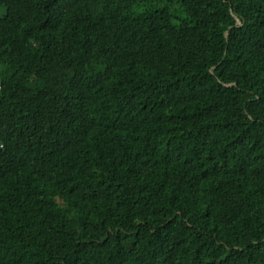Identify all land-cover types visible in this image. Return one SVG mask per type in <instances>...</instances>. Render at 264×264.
<instances>
[{"label": "trees", "instance_id": "trees-1", "mask_svg": "<svg viewBox=\"0 0 264 264\" xmlns=\"http://www.w3.org/2000/svg\"><path fill=\"white\" fill-rule=\"evenodd\" d=\"M1 7L0 264H264V0Z\"/></svg>", "mask_w": 264, "mask_h": 264}, {"label": "rangeland", "instance_id": "rangeland-1", "mask_svg": "<svg viewBox=\"0 0 264 264\" xmlns=\"http://www.w3.org/2000/svg\"><path fill=\"white\" fill-rule=\"evenodd\" d=\"M5 12H6L5 8L1 7L0 8V17H3L5 15ZM58 202H60V201L58 200Z\"/></svg>", "mask_w": 264, "mask_h": 264}, {"label": "water", "instance_id": "water-1", "mask_svg": "<svg viewBox=\"0 0 264 264\" xmlns=\"http://www.w3.org/2000/svg\"><path fill=\"white\" fill-rule=\"evenodd\" d=\"M239 21V20H238Z\"/></svg>", "mask_w": 264, "mask_h": 264}]
</instances>
